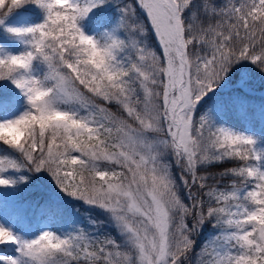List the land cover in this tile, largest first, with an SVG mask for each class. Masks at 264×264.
<instances>
[{"label":"snow or ice","instance_id":"snow-or-ice-1","mask_svg":"<svg viewBox=\"0 0 264 264\" xmlns=\"http://www.w3.org/2000/svg\"><path fill=\"white\" fill-rule=\"evenodd\" d=\"M31 6L39 22L6 23ZM0 30L21 44L0 45V81L19 92L0 89V187L46 171L118 233L90 218L29 239L0 223L16 252L0 264H264V148L223 121L250 75L203 104L241 61L264 72V0H0Z\"/></svg>","mask_w":264,"mask_h":264},{"label":"trees","instance_id":"trees-1","mask_svg":"<svg viewBox=\"0 0 264 264\" xmlns=\"http://www.w3.org/2000/svg\"><path fill=\"white\" fill-rule=\"evenodd\" d=\"M114 3H120V0H113ZM107 12H110L113 16H116V8L115 5H112L109 8L105 9ZM42 18L41 12L34 6L25 7L24 9L16 10L12 12L6 19V23L10 25H22L28 23H34L35 21H40ZM88 21L93 22V20L89 19ZM149 36V34H148ZM1 37H9L7 33L3 30H0V39ZM151 41V39L149 38ZM152 46L155 47V42L152 41ZM242 71H246L251 79H250V87L244 89L241 93H237L239 95H243L245 99L242 102V106L239 110L229 109L223 113V121L227 123V125L235 130L242 132L243 123H245L246 119L250 117H254L256 119L264 118V72H261L256 68L255 65L251 64L249 61H241L239 65L234 67V70L229 74V76L225 77V80L221 82V85L215 90L214 94H209V97H206L203 104L206 106L209 101H217L220 99H227L230 94L234 93V84L237 80L239 74ZM0 89L5 91H9L15 94H19L18 90L15 89V86L11 84L10 81H3L0 84ZM22 101L21 105L18 106L17 111L10 112L7 115H15L18 114L19 111H22ZM115 110V109H113ZM206 110V107H205ZM3 146V145H1ZM3 151H7L6 147L3 146ZM3 151H0V154H3ZM233 164L223 163L217 165L215 167H211L208 169L209 173H220L224 169L233 167ZM22 172H11L9 173L12 176L19 177L21 175L27 176V180L19 181L15 186H17L19 192H23L26 189V186H31L33 184V179L40 182V178L38 174H45L46 171L40 172H29L26 169L21 170ZM229 178L223 179L220 183L222 187H226L230 181ZM216 181L210 180L209 184H215ZM53 194V193H52ZM23 197L29 200L31 208L30 218L34 214L41 216V214L46 215L50 218V224L53 230L60 231L58 227H55L56 224L62 222L67 216H69V211L66 210L65 207H61L60 209L56 208L55 201L52 199L51 189H49L48 185H44L39 189H33L32 192L28 194H24ZM57 203V201H55ZM52 206L57 211L53 212H45V208ZM35 210V211H34ZM29 215V214H27ZM71 220L73 216L71 215ZM26 219V214L22 217V220ZM29 223V222H28ZM27 224V223H26ZM27 226V225H26ZM212 235L209 228H205L200 236V241H205ZM201 242V243H202ZM199 248V246H197ZM13 251H15V246H0V254L10 255ZM210 251V249H209Z\"/></svg>","mask_w":264,"mask_h":264},{"label":"rangeland","instance_id":"rangeland-1","mask_svg":"<svg viewBox=\"0 0 264 264\" xmlns=\"http://www.w3.org/2000/svg\"><path fill=\"white\" fill-rule=\"evenodd\" d=\"M88 20L89 19L86 18L83 21V27L85 31L91 33L93 31V22ZM37 22L39 21H35L34 23ZM145 35L148 36V33ZM1 38L0 45L8 47L13 52L21 49V44L19 42H14L12 37L9 36ZM150 39L151 41L149 40L148 42H154V34L150 35ZM2 83L3 81H0V84ZM242 132L256 136L259 139L258 146L264 148V118H248L246 122L243 123ZM0 151H3V146L1 145ZM38 175L40 182L38 183L37 180L33 179V184L31 186H26V189L23 192H19L17 186L15 185L0 187V223L4 224L6 227L12 228L18 235L29 239L35 237L45 229L53 230L54 228H52L50 218L48 216L46 217V215L43 214L38 216L33 212V216L30 218L32 207L30 206L29 200L23 197L24 194L32 192L33 189H39L44 184L48 185L49 189H51V195L53 196L52 199L57 201V203L55 201L53 202L57 205L56 208L60 209L61 207H65L66 210L69 211L70 215L62 222L55 225V227H58L60 231H66L73 225L93 227L92 225H88V220L91 218L97 219L98 225L95 227H100L103 233H108L112 236L118 235L113 225L108 222L105 213L102 210L94 208L83 201L64 193L55 184L54 180L48 173ZM24 214H26V219L22 220ZM71 215L73 216L72 220L70 217ZM101 223L102 225H99ZM199 242L202 241L199 240ZM10 255H16V252L13 251Z\"/></svg>","mask_w":264,"mask_h":264}]
</instances>
